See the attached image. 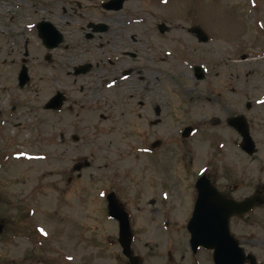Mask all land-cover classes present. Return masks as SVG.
I'll list each match as a JSON object with an SVG mask.
<instances>
[{
    "label": "rangeland",
    "instance_id": "obj_1",
    "mask_svg": "<svg viewBox=\"0 0 264 264\" xmlns=\"http://www.w3.org/2000/svg\"><path fill=\"white\" fill-rule=\"evenodd\" d=\"M104 1L0 0V264H129L110 191L130 214L141 264H214L189 245L190 176L210 171L236 199L264 185V0ZM40 21L62 33L56 47L44 45ZM140 66L139 79L127 73ZM56 92L63 106L46 109ZM238 115L252 154L226 124ZM232 230L264 241V205ZM247 247L264 260V244Z\"/></svg>",
    "mask_w": 264,
    "mask_h": 264
},
{
    "label": "water",
    "instance_id": "obj_2",
    "mask_svg": "<svg viewBox=\"0 0 264 264\" xmlns=\"http://www.w3.org/2000/svg\"><path fill=\"white\" fill-rule=\"evenodd\" d=\"M126 0H108L103 3V7L107 9H120ZM105 27H101L103 30ZM37 29L43 43L47 48H54L62 42L63 36L52 23L48 21H40ZM163 30V28L161 29ZM90 68V64L81 66L75 70V73L86 72ZM195 75L198 79L204 77V73L200 66H195ZM28 73L25 65L22 66L18 81L22 87L28 81ZM65 96L61 92H56L46 103V109H59L62 107ZM229 123L233 125L242 136L241 147L248 153L255 152V143L249 134L248 125L242 115L229 119ZM193 131L192 126H187L182 132L184 137L189 136ZM160 142L155 141L153 146ZM88 161L83 164L75 165V170H80L87 166ZM203 180V179H201ZM197 183V198L195 201L194 211L187 223V229L190 232L189 244L193 253L202 247L212 250V258L214 264H245L248 260L250 264H263L257 262L253 254H246L244 249L239 245L238 240L231 234L229 227V219L233 214H244L249 211L257 203L263 202L261 198V189L256 194L239 202L231 198L223 196L208 181ZM108 212L113 218L119 222V243L122 247L123 254L128 258L129 264H141V257L134 254L131 243L133 240V231L131 229L129 214L120 203L115 192L107 195ZM5 227L3 219L0 218V234Z\"/></svg>",
    "mask_w": 264,
    "mask_h": 264
},
{
    "label": "flooded vegetation",
    "instance_id": "obj_3",
    "mask_svg": "<svg viewBox=\"0 0 264 264\" xmlns=\"http://www.w3.org/2000/svg\"><path fill=\"white\" fill-rule=\"evenodd\" d=\"M123 7V6H122ZM121 7V8H122ZM120 8V9H121ZM117 10H119V9H117ZM132 21V25H135V24H139L140 22H141V19L140 18H135V19H132L131 20ZM105 27L103 30H100V28L101 27ZM95 31L96 32H108L109 31V28H108V25L107 24H103V23H99L96 27H95ZM159 31L160 32H162V30H161V28L159 27ZM136 33V32H135ZM131 39H132V41H133V43L134 42H136L137 40H135V36H131ZM131 41V42H132ZM125 47H126V49L128 48V46L127 45H125ZM136 49H138V47L136 46V47H132V52H131V54L132 55H130V54H127V53H125L127 50H125V49H121V51H122V53H123V55L124 54H127V56H131V57H135L136 56V52H135V50ZM127 52H129V51H127ZM139 52V51H138ZM86 65V64H85ZM84 65V66H85ZM143 69V66H140V69H136V67H133L132 69H130V71H128L127 73H130V72H133V71H136V73L134 74V75H136L137 76V74L138 73H141V70ZM141 77V76H140ZM239 116V115H238ZM233 117H237V116H232V117H228L227 118V121H226V124H227V126L228 127H231V129L230 130H235V131H237V129L233 126V125H231L230 123H229V119H231V118H233ZM194 131V130H193ZM237 133H238V131H237ZM240 135V134H239ZM160 144V143H159ZM158 144V145H159ZM237 144H239V147H240V149H242L243 151H245L242 147H241V142L239 143H237ZM157 146V145H156ZM156 146H154V147H156ZM246 152V151H245ZM247 153V152H246ZM209 173H210V171H207V172H204V173H202V174H200V175H198L197 177L196 176H193L192 175V177L190 176V183H189V186H190V189H191V193H190V199H191V201H192V208H191V210H190V217L192 216V213H193V211H194V206H195V201H196V198H197V195H198V192H197V183H199L200 182V180L201 179H203V180H201V182H203V184H205V182L206 181H208L210 184H212L223 196H225V197H227V198H231V199H234V200H236V201H239V202H241V201H243V200H245L246 198H248V197H250V196H252L253 194H256L257 193V191L258 190H260L261 189V198H262V201L263 202H260V203H257V204H255L254 205V207L252 208V209H250L248 212H245L244 214H241V215H238V214H233L231 217H230V219H229V227H230V230H231V232H232V234L234 235V233H233V230H232V222H233V220H240L241 219V217H246V216H248V213H250V212H252V213H254V211L255 210H257L258 209V207H260V206H262L263 207V205H264V185H260L259 186V188L257 189V191L255 192V193H253L252 195H250V196H246V197H244V198H241V199H236V198H234L232 195H231V193H229V192H227V190H226V187H222V186H220L219 184H218V182L211 176V175H209ZM106 204L108 205V199H107V197H106ZM107 212H108V208H107ZM107 215H109V213L107 214ZM117 224V227H118V221H117V219H113ZM119 229L117 228V231H118ZM235 236V235H234ZM235 238L238 240V242H239V245L244 249V251H245V253L246 254H253V251L252 250H246L245 249V247L246 248H248L247 247V245L249 246V247H253L254 248V246L256 245V244H260V245H262V244H264V241H259L257 238H255V237H241V238H237L236 236H235ZM206 250V249H205ZM208 251H210V250H208ZM210 252H212V251H210ZM254 255V254H253ZM255 256V255H254ZM255 258H256V260L258 261V262H260V263H263L264 264V260H259L256 256H255ZM245 264H250L249 263V261L247 260L246 262H245Z\"/></svg>",
    "mask_w": 264,
    "mask_h": 264
},
{
    "label": "bare ground",
    "instance_id": "obj_4",
    "mask_svg": "<svg viewBox=\"0 0 264 264\" xmlns=\"http://www.w3.org/2000/svg\"><path fill=\"white\" fill-rule=\"evenodd\" d=\"M3 7L4 8H8V4L6 3L5 5H3ZM125 53H127V54H130V55H132L131 54V52H125ZM111 61V62H110ZM108 63H109V65H114V68L117 66L118 68H122L121 67V65L119 64V66H118V63H115V60H114V58H108ZM114 68H113V70H114ZM119 74H114L113 73V75H112V86H114V87H118V83L121 81L120 80V78L119 77H117ZM131 77H134L133 75L131 76ZM136 78H140V75L139 74H137V77ZM109 86H110V84L108 83L105 87L106 88H109ZM119 89V88H118ZM216 122V121H215Z\"/></svg>",
    "mask_w": 264,
    "mask_h": 264
},
{
    "label": "snow or ice",
    "instance_id": "obj_5",
    "mask_svg": "<svg viewBox=\"0 0 264 264\" xmlns=\"http://www.w3.org/2000/svg\"><path fill=\"white\" fill-rule=\"evenodd\" d=\"M101 195H103V194H101Z\"/></svg>",
    "mask_w": 264,
    "mask_h": 264
}]
</instances>
